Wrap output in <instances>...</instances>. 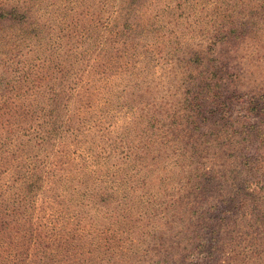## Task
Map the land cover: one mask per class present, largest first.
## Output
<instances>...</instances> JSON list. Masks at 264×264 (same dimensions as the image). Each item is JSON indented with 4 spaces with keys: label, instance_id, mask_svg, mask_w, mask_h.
<instances>
[{
    "label": "rangeland",
    "instance_id": "1",
    "mask_svg": "<svg viewBox=\"0 0 264 264\" xmlns=\"http://www.w3.org/2000/svg\"><path fill=\"white\" fill-rule=\"evenodd\" d=\"M0 264H264V0H0Z\"/></svg>",
    "mask_w": 264,
    "mask_h": 264
},
{
    "label": "trees",
    "instance_id": "2",
    "mask_svg": "<svg viewBox=\"0 0 264 264\" xmlns=\"http://www.w3.org/2000/svg\"><path fill=\"white\" fill-rule=\"evenodd\" d=\"M10 215L13 216V217L16 216V215L18 216L19 215V212H17V211L14 212V210H11L9 212V217H10ZM10 220L13 221V219L11 217H10Z\"/></svg>",
    "mask_w": 264,
    "mask_h": 264
}]
</instances>
